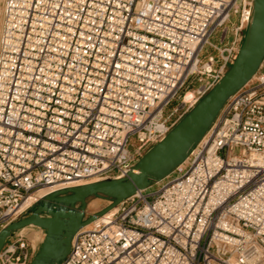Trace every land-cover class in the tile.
Here are the masks:
<instances>
[{"label": "built area", "instance_id": "obj_1", "mask_svg": "<svg viewBox=\"0 0 264 264\" xmlns=\"http://www.w3.org/2000/svg\"><path fill=\"white\" fill-rule=\"evenodd\" d=\"M250 5L2 0L0 229L41 189L124 175L224 74ZM231 15L230 41L211 43ZM156 184L81 227L59 264H264V58ZM30 229L5 240L0 264L29 263Z\"/></svg>", "mask_w": 264, "mask_h": 264}, {"label": "water", "instance_id": "obj_2", "mask_svg": "<svg viewBox=\"0 0 264 264\" xmlns=\"http://www.w3.org/2000/svg\"><path fill=\"white\" fill-rule=\"evenodd\" d=\"M264 58V0H251L250 17L240 46L214 85L178 119L162 139L151 145L122 176L59 188L32 204L27 212L0 229V249L13 232L29 226L44 231L27 264H59L70 250L74 234L137 191L147 189L180 165L204 136L224 103L255 74ZM104 197L110 203L85 216L86 199Z\"/></svg>", "mask_w": 264, "mask_h": 264}, {"label": "rangeland", "instance_id": "obj_3", "mask_svg": "<svg viewBox=\"0 0 264 264\" xmlns=\"http://www.w3.org/2000/svg\"><path fill=\"white\" fill-rule=\"evenodd\" d=\"M1 6H2V0H0V24H1ZM236 15H231L230 22L228 23V31L225 35V39L223 42H220V36L222 33V30H218L216 33H214L210 37V42L213 44H216L217 46H223V44L228 43L231 39V33H230V27L234 23H236ZM207 54H213L215 57L218 56V52L213 49L210 45H205L202 49L200 56L207 55ZM157 188L156 183H152L145 192L153 191ZM110 203V200L104 197H98V196H90L86 199V205H85V216H88L94 212L99 211L100 209L104 208ZM89 226H92L91 224ZM28 235L32 237L35 241H38L37 249L39 247L40 241L42 240L44 231L42 229H30L27 231Z\"/></svg>", "mask_w": 264, "mask_h": 264}, {"label": "bare ground", "instance_id": "obj_4", "mask_svg": "<svg viewBox=\"0 0 264 264\" xmlns=\"http://www.w3.org/2000/svg\"><path fill=\"white\" fill-rule=\"evenodd\" d=\"M191 96H192V92L191 91H187L185 96H184V99L188 100V99L191 98ZM59 187H61V186L60 185H58V186H50V187H47L45 189H41V190H39L37 192L36 198L39 197L38 199H40L42 196H44L48 192L53 191L54 189H59ZM33 200H34V196H31V197L27 198V200L24 202V206L29 205ZM113 210L114 209H111L108 212H106L105 214H108V213L112 212ZM102 219H104V215H101V216L97 217L96 221L98 222V221H101Z\"/></svg>", "mask_w": 264, "mask_h": 264}]
</instances>
